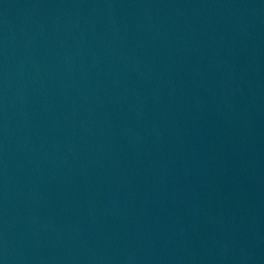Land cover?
Returning a JSON list of instances; mask_svg holds the SVG:
<instances>
[{
    "label": "water",
    "instance_id": "obj_1",
    "mask_svg": "<svg viewBox=\"0 0 264 264\" xmlns=\"http://www.w3.org/2000/svg\"><path fill=\"white\" fill-rule=\"evenodd\" d=\"M0 264H264V0H0Z\"/></svg>",
    "mask_w": 264,
    "mask_h": 264
}]
</instances>
